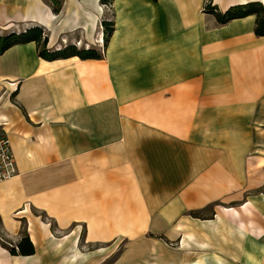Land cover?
Listing matches in <instances>:
<instances>
[{"label":"crops","instance_id":"crops-1","mask_svg":"<svg viewBox=\"0 0 264 264\" xmlns=\"http://www.w3.org/2000/svg\"><path fill=\"white\" fill-rule=\"evenodd\" d=\"M205 4L0 0L1 30L102 55H0L18 168L0 183V264H264V37ZM25 233L35 255L12 256L1 241Z\"/></svg>","mask_w":264,"mask_h":264},{"label":"trees","instance_id":"trees-1","mask_svg":"<svg viewBox=\"0 0 264 264\" xmlns=\"http://www.w3.org/2000/svg\"><path fill=\"white\" fill-rule=\"evenodd\" d=\"M114 0H100L101 5L112 7ZM157 2L158 0H153ZM56 5V4H55ZM61 10V3L54 8L55 13ZM205 13L213 15L219 25H227L234 20L247 18L249 16L256 17L255 34L258 37H264V5L260 2L247 3L243 5L233 6L226 12H221L214 5V0H206ZM104 28V43L109 42L113 34V19H105L102 22ZM36 43L39 56L48 61L58 59H66L70 57H79L82 60L101 59L102 55L94 50H78L75 46H69L60 51H51L48 49L49 39L45 37V33L41 28H32L24 33H13L10 35L0 36V55L5 54L9 49L16 45ZM2 238V237H1ZM9 249L12 256H33L36 253L35 246L30 237L25 233L21 241Z\"/></svg>","mask_w":264,"mask_h":264},{"label":"built area","instance_id":"built-area-1","mask_svg":"<svg viewBox=\"0 0 264 264\" xmlns=\"http://www.w3.org/2000/svg\"><path fill=\"white\" fill-rule=\"evenodd\" d=\"M17 174L18 168L10 139L4 128H0V183L13 179Z\"/></svg>","mask_w":264,"mask_h":264},{"label":"rangeland","instance_id":"rangeland-1","mask_svg":"<svg viewBox=\"0 0 264 264\" xmlns=\"http://www.w3.org/2000/svg\"><path fill=\"white\" fill-rule=\"evenodd\" d=\"M107 19H112V17L110 18V17H108ZM4 28H8L7 26H5ZM13 30H9V31H3V30H1L0 29V36H5V35H10V34H13V33H17V32H15V30H14V32H12ZM17 31V30H16ZM2 242V244H3V246L6 248V249H10V248H12L11 246H12V243H10L9 241H4V240H2L1 241ZM26 264H32V262L30 261V262H27Z\"/></svg>","mask_w":264,"mask_h":264},{"label":"bare ground","instance_id":"bare-ground-1","mask_svg":"<svg viewBox=\"0 0 264 264\" xmlns=\"http://www.w3.org/2000/svg\"><path fill=\"white\" fill-rule=\"evenodd\" d=\"M258 248V247H257Z\"/></svg>","mask_w":264,"mask_h":264}]
</instances>
